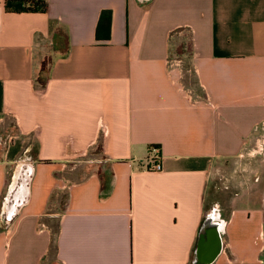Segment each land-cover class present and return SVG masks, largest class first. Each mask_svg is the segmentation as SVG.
<instances>
[{
    "label": "crops",
    "instance_id": "1",
    "mask_svg": "<svg viewBox=\"0 0 264 264\" xmlns=\"http://www.w3.org/2000/svg\"><path fill=\"white\" fill-rule=\"evenodd\" d=\"M5 1L0 213L16 168L31 177L17 216L0 217V264H42L53 218L60 264H192L213 212L212 264H264V210L205 204L213 167L264 141V0H45V13Z\"/></svg>",
    "mask_w": 264,
    "mask_h": 264
},
{
    "label": "rangeland",
    "instance_id": "2",
    "mask_svg": "<svg viewBox=\"0 0 264 264\" xmlns=\"http://www.w3.org/2000/svg\"><path fill=\"white\" fill-rule=\"evenodd\" d=\"M188 50L187 45L182 44L176 49H172L170 58L175 60L173 57L181 53L186 56ZM183 66L186 71L183 86L190 87L194 85L193 75L187 61ZM47 69L48 62L46 61L43 64V77H45ZM0 139L3 140L1 134ZM1 153L2 149H0V155ZM88 172L90 171L87 170L83 174ZM81 176L82 174L79 175V177ZM64 203L65 195L63 192L54 196L50 207L51 211H61ZM240 203L245 204L244 206L264 210V141L260 147L259 145L258 147L256 145L248 147L239 157L217 164L212 169L205 196L206 212L213 209L222 212L225 216ZM48 225L53 235V245L42 264H60L56 259L54 250L57 218H53Z\"/></svg>",
    "mask_w": 264,
    "mask_h": 264
},
{
    "label": "water",
    "instance_id": "3",
    "mask_svg": "<svg viewBox=\"0 0 264 264\" xmlns=\"http://www.w3.org/2000/svg\"><path fill=\"white\" fill-rule=\"evenodd\" d=\"M19 167L16 168L8 192L4 198L1 207V222L5 225L10 224L17 216L20 208L26 203L28 195V185L30 175L26 177L27 181H19ZM224 222L215 212L210 213L204 219L194 252V260L192 264H212L221 251V234L224 230Z\"/></svg>",
    "mask_w": 264,
    "mask_h": 264
},
{
    "label": "trees",
    "instance_id": "4",
    "mask_svg": "<svg viewBox=\"0 0 264 264\" xmlns=\"http://www.w3.org/2000/svg\"><path fill=\"white\" fill-rule=\"evenodd\" d=\"M5 7L7 10H11L14 12H33V13H45L47 10V3L45 0H6ZM109 19L110 15L108 12H103L100 16L99 26L105 25L106 28H109ZM48 62V59H45L41 62L40 74L38 80H43V64L44 62Z\"/></svg>",
    "mask_w": 264,
    "mask_h": 264
},
{
    "label": "built area",
    "instance_id": "5",
    "mask_svg": "<svg viewBox=\"0 0 264 264\" xmlns=\"http://www.w3.org/2000/svg\"><path fill=\"white\" fill-rule=\"evenodd\" d=\"M173 65V63H172ZM171 66V64H170ZM145 170H148V171H160L161 170V165L159 163V161L156 159H153L151 161V163L145 168Z\"/></svg>",
    "mask_w": 264,
    "mask_h": 264
},
{
    "label": "flooded vegetation",
    "instance_id": "6",
    "mask_svg": "<svg viewBox=\"0 0 264 264\" xmlns=\"http://www.w3.org/2000/svg\"><path fill=\"white\" fill-rule=\"evenodd\" d=\"M2 141H3V140H2V139H0V145L2 144Z\"/></svg>",
    "mask_w": 264,
    "mask_h": 264
}]
</instances>
